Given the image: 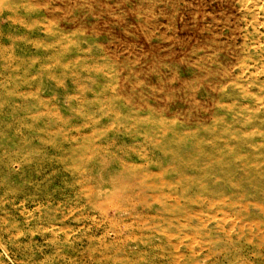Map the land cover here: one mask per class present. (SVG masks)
<instances>
[{
  "label": "rangeland",
  "instance_id": "374dc122",
  "mask_svg": "<svg viewBox=\"0 0 264 264\" xmlns=\"http://www.w3.org/2000/svg\"><path fill=\"white\" fill-rule=\"evenodd\" d=\"M0 264H264V0H0Z\"/></svg>",
  "mask_w": 264,
  "mask_h": 264
},
{
  "label": "bare ground",
  "instance_id": "6f19581e",
  "mask_svg": "<svg viewBox=\"0 0 264 264\" xmlns=\"http://www.w3.org/2000/svg\"><path fill=\"white\" fill-rule=\"evenodd\" d=\"M29 7H30V5H29ZM15 8H17V7H15ZM27 11H30V9H26ZM4 12V11H3ZM2 13V12H1ZM9 13V12H8ZM7 15V14H6ZM15 15V14H14ZM13 15V16H14ZM21 17V16H20ZM52 17V16H51ZM10 18V17H9ZM27 20V19H26ZM9 22H12V24H14V25H19V26H21V27H25L29 32L30 31H33V30H35L36 28H37V25L36 24H38L39 25V22H34L35 24H29V25H25V22L23 21V20H20V19H17V18H10L9 19ZM84 24V23H83ZM86 25V24H85ZM43 29V28H42ZM53 29V28H52ZM52 29H48V30H46L47 32H46V34H53V31H52ZM60 35V34H59ZM62 35V34H61ZM63 36V35H62ZM62 39V38H61ZM33 40V39H32ZM56 41V40H55ZM56 42H58L59 43V38L57 39V41ZM45 44H46V42H45ZM39 45H40V42L39 41H33V46H35V47H39ZM42 45V44H41ZM30 46V45H29ZM62 46V45H61ZM63 47V46H62ZM50 51H52V50H50ZM49 52V51H48ZM11 59V58H10ZM36 59V58H35ZM48 61V60H47ZM32 64V63H31ZM49 66V65H48ZM62 66L63 65H61L60 67L62 68ZM47 68V67H46ZM35 73V72H34ZM46 78L48 81H54L55 80V76L53 75V74H51L50 72H48V70L47 71H45V70H41V71H39V73H37V75L32 79V78H30V79H28V77H25L24 78V91L23 92H21L20 94H19V97L22 99V100H24V101H27V102H33L35 105H40V106H42V105H44V104H46V102H48V101H46L44 98H42L41 96H40V94H39V92H40V88H41V86L40 85H35L34 83H33V80H36V79H38V78ZM62 77H64L65 79H67V80H70V82H72V77H71V75H68V73H62ZM39 81V80H38ZM41 81V80H40ZM74 82V81H73ZM75 83V82H74ZM107 97V96H106ZM76 98V97H75ZM109 98H110V100H114V96H109ZM81 100V99H80ZM145 105V104H144ZM79 108V107H78ZM48 110V109H47ZM80 110V109H79ZM43 112V111H42ZM45 112V111H44ZM55 112V111H54ZM61 112V111H60ZM53 115V114H52ZM37 117V115H34V117ZM51 116V115H50ZM135 117V116H134ZM61 118V117H60ZM133 118V117H132ZM95 120V119H94ZM106 126V125H105ZM101 130V129H100ZM127 130V129H126ZM167 130V129H166ZM100 132V131H99ZM94 135V134H93ZM102 135V134H101ZM105 136V135H104ZM164 136V135H163ZM150 140V139H149ZM156 140H157V138H156ZM210 141V140H209ZM157 143V142H156ZM99 145V144H98ZM231 145V144H230ZM229 145V146H230ZM202 146V145H201ZM94 147H96V146H94ZM231 148V147H230ZM136 149V148H135ZM123 150V149H122ZM147 151V150H146ZM202 151V150H201ZM150 152V151H149ZM142 153V152H141ZM93 154V153H92ZM145 155V154H144ZM71 156V155H70ZM146 156V155H145ZM160 156V155H159ZM69 157V156H68ZM143 157V156H142ZM177 158V157H176ZM149 160V159H148ZM171 160V159H170ZM109 161H111V160H109ZM125 162V161H124ZM210 162V161H209ZM219 162H220V160H219ZM132 163V162H131ZM237 163V162H236ZM122 164V163H121ZM133 164V163H132ZM124 164H122V166H123ZM142 165V164H141ZM126 166V165H125ZM132 166V165H131ZM171 166V165H170ZM173 166V165H172ZM213 166V165H212ZM142 167V166H141ZM174 167V166H173ZM135 168V167H134ZM246 172V171H245ZM145 173V172H144ZM139 174V173H138ZM141 174V173H140ZM145 174H147L148 175V173H145ZM137 175V174H136ZM135 175V176H136ZM135 176H133L134 178H135ZM155 176V175H154ZM187 176V175H186ZM138 178V177H137ZM196 178V177H195ZM202 178V177H201ZM200 178V179H201ZM143 179H147V178H143ZM142 180V179H141ZM224 180V179H223ZM179 181V180H178ZM137 182V181H136ZM167 182V181H166ZM192 182H194V181H192ZM142 183V182H141ZM141 183H139L138 182V186L140 187V189L141 190H143V186L141 185ZM168 183V185L170 186V184H169V182H167ZM200 183V182H199ZM156 184V183H155ZM184 184V183H183ZM144 185V184H143ZM149 185H151L150 183H149ZM160 185H161V183H160ZM167 185V184H166ZM165 185V186H166ZM172 185V184H171ZM190 185V184H189ZM163 186V185H162ZM187 186V185H186ZM146 187H147V185H146ZM164 187V186H163ZM80 190V189H79ZM82 190V189H81ZM90 191H91V189H90ZM89 191V192H90ZM94 191V190H93ZM162 192H160V194H161ZM92 194V193H91ZM85 195V194H84ZM173 195V194H172ZM85 196H87V195H85ZM139 197H140V200H141V203H143V205L144 204H146V196L144 195V194H139L138 195ZM151 196V195H150ZM153 196V195H152ZM167 196V195H166ZM165 196V197H166ZM162 197V196H161ZM179 197V196H178ZM160 198V197H159ZM190 198V197H189ZM149 199V198H148ZM183 199V198H182ZM218 199V198H217ZM170 200H171V198H170ZM176 200V199H175ZM197 200V199H196ZM216 200V199H215ZM177 202H178V200H176ZM181 202V201H180ZM163 203V202H162ZM170 203V202H169ZM148 206V205H147ZM263 206V205H262ZM260 207V208H263V207ZM150 207H151V205H150ZM204 207V206H203ZM146 208V207H145ZM111 209V208H110ZM143 210H145V209H143ZM200 210V212L202 211L201 209H199ZM263 210V209H262ZM149 211V210H148ZM195 211V210H194ZM144 212V211H143ZM101 213V212H100ZM145 213V212H144ZM198 213V212H197ZM105 214V213H104ZM200 216V215H199ZM193 217V216H192ZM152 218V217H151ZM155 218V217H154ZM185 218V217H184ZM183 218V219H184ZM199 218V217H198ZM94 219V218H93ZM186 219V218H185ZM148 222V221H147ZM205 224V223H204ZM116 228V227H115ZM58 231V230H57ZM108 234V233H107ZM162 234V233H161ZM178 234V233H177ZM171 235V234H170ZM174 235V234H173ZM194 235V234H193ZM104 236V235H103ZM107 237V236H106ZM206 237V236H205ZM200 239V238H199ZM190 240V239H189ZM198 240V239H197ZM210 240V239H209ZM196 241V240H195ZM208 240H206V242H207ZM205 242V241H204ZM209 242V241H208ZM198 243V242H197ZM198 244H200V243H198ZM204 244V243H203ZM203 244L201 245V246H203ZM263 245V244H262ZM261 245V246H262ZM191 247V246H190ZM199 248H200V246H199ZM203 248V247H202ZM261 248V247H260ZM191 249V254L192 255H194V247H191L190 248ZM188 251V250H187ZM197 252V251H196ZM175 255H178V254H175ZM174 255V256H175ZM164 256L166 257V255L164 254ZM170 258V257H169ZM197 258V257H196ZM172 259V258H171ZM115 260H116V258H115ZM177 260V263H178V260L179 259H176Z\"/></svg>",
  "mask_w": 264,
  "mask_h": 264
}]
</instances>
